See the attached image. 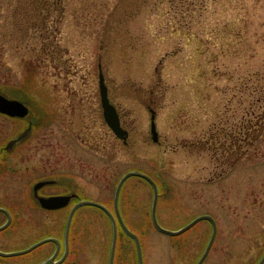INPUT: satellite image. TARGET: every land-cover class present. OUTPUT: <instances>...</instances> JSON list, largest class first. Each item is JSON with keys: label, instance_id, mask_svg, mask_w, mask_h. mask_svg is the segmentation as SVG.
<instances>
[{"label": "rangeland", "instance_id": "rangeland-1", "mask_svg": "<svg viewBox=\"0 0 264 264\" xmlns=\"http://www.w3.org/2000/svg\"><path fill=\"white\" fill-rule=\"evenodd\" d=\"M100 65L126 143L104 118ZM0 93L30 108L23 119L0 113V147L29 120L36 125L0 166V205L15 214L0 231L1 250L28 246L59 218L64 224L67 211L37 204V179L57 177L113 208L121 177L139 170L159 186L163 226L216 216L219 235L204 264H256L264 253V0H0ZM153 195L138 176L120 193L144 263L195 264L211 227L157 230ZM73 237L63 264H109L112 230L100 209L79 208ZM49 248L3 258L36 264ZM113 264H139L126 234Z\"/></svg>", "mask_w": 264, "mask_h": 264}, {"label": "water", "instance_id": "water-1", "mask_svg": "<svg viewBox=\"0 0 264 264\" xmlns=\"http://www.w3.org/2000/svg\"><path fill=\"white\" fill-rule=\"evenodd\" d=\"M99 86H100L101 101H102L105 120L108 123V125L110 126V128L114 131V133L126 143L127 139H128L129 131H128V129H126L122 125L120 113H119L116 105L111 101V99L109 97V89H108V85H107L106 80H105V74L102 71V69H100V73H99ZM29 111H30L29 106L24 101L16 99V98H10V97L6 96L5 94L0 93V112L1 113L7 114L10 116H14V117H25L26 115H28ZM151 111H152V115H151L152 138L154 141H158L159 133L157 130V125H156V120H155L156 111L153 109ZM26 135H27V131L24 132L18 139H21L23 136H26ZM18 139H13V140L9 141L6 145V147L7 148L12 147ZM130 176L143 177L152 185L153 190H154V198H153V203H152L151 215H152L153 224L156 227V229H158L159 231L170 234V235H178V234H181L182 232L188 230L189 228H191L194 224H196L201 219H210L212 221L214 227H213V232H212L211 238H210L209 243L206 246L203 254L201 255L198 262L196 263V264H202L203 261L205 260L206 256L208 255V253L212 247L213 241L215 239V236H216L217 225H216L215 219L209 214H202V215L197 216L193 220H191L189 223H187L185 226L181 227L180 229L174 230V229H169V228L164 227L163 225L160 224L158 217H157V203H158V197H159V189H158V185H157L156 181L150 175L146 174L145 172L138 171V170H130L127 173H125L118 182V185H117V188L115 191V197H114V207H115V212H116L125 232L130 237H132L136 242L139 264H144L143 250H142L140 238H139L137 233L133 232L125 224V222H124V220L120 214V209H119L120 191H121L123 183ZM44 183L45 182H43V181L38 182L36 184L35 188L37 189L39 186L43 185ZM70 198H71V196H60V195L50 196V197H42L41 196V197H39V201H40L41 205L45 208L56 209V208H60V207L67 205L70 201ZM83 205H94V206L100 207L110 216V218L113 222V237H112V243H111V254H110L109 264H113L115 249H116V243H117V237H118L116 219H115V216H114L112 210L109 207H107L105 204L98 202V201H95V200L83 199V200L79 201L78 203H76L73 206V208L71 209L69 219L67 222V235H66L67 249H68V242L67 241H68L69 227L71 224L72 216H73L75 210L78 207L83 206ZM0 210L4 211L8 217L7 221L3 225L0 226V231H1L10 224L11 214L5 208L0 207ZM52 239L53 238H50V237L43 238V239L33 243L29 247L24 248V249H20V250L8 251V252L0 250V254L6 255V256L24 254V253H27V252L33 250L34 248L38 247L39 245H41L45 242H48ZM56 241L59 243L58 240H56ZM62 260H63V258H61L57 262H54L53 258H51V259H47L46 261H44L43 264H59ZM263 263H264V254L261 257V259L257 262V264H263Z\"/></svg>", "mask_w": 264, "mask_h": 264}, {"label": "flooded vegetation", "instance_id": "flooded-vegetation-1", "mask_svg": "<svg viewBox=\"0 0 264 264\" xmlns=\"http://www.w3.org/2000/svg\"><path fill=\"white\" fill-rule=\"evenodd\" d=\"M27 117H28V115L23 117V118H27ZM23 118H21V119H23ZM34 127H36V125L33 122V120H29L27 129H26L27 130V135L24 136L23 138L19 139L16 143L27 139V137L30 135L31 131L34 129ZM12 147H14V145ZM12 147H10V148H6L5 146L4 147H0V166L2 165V162L5 159L6 151L7 150L10 151V149ZM42 181L45 182V183L43 185L39 186L36 189L35 188L36 184L38 182H42ZM58 195H60V196H71L69 203L67 205L63 206V207H60V208L47 209V208L43 207L41 205L40 201H39V197H41V196L42 197H50V196H58ZM33 197L36 200L37 204L44 211H47L49 213H55V212L61 213V212H63L64 214L67 211L64 224L62 223V221H60V218H59L57 220V223H55V224L53 223V224H51L49 226L50 227L49 228L50 231H48V234L43 236V237H41V238H39L38 240H41L43 238H48V237L53 238V239L48 241V242H45V243L41 244L40 246L36 247L35 249H33V250H36V249H39V248H41L43 246H47V245L49 246L50 245V248L48 249L46 255L43 254V258H40L39 261L36 264H43L44 261H46L47 259H51V258H53L54 262H57L61 258H63V260L59 263V264H63V263H65L67 261L68 257L70 256V254L72 252V249H73V239H74V237H73V225H74V222H75L76 213H77V211L79 210L80 207H78L75 210V212H74V214L72 216L71 224H70V227H69V234H68V241H67L68 242V249H67L66 235H67V222H68V219H69V215H70L72 207L76 203L81 201L83 198L80 197V193L75 192V191H69L68 187H65V184H61V182L59 181V179L57 177H47V178L45 177V178L37 179L36 182L33 185ZM0 207L1 208H5V209H7L10 212V214H11V222H10V224H12L14 222V220H15V214L11 210V207H9V206H7V207L6 206H1V205H0ZM112 211H113V214H114L115 219H116L118 233L119 234H124L125 233L124 228H123V226H122V224H121V222H120V220H119V218H118V216H117V214H116V212H115V210L113 208H112ZM0 212L4 213V215L6 216V220H7L6 213L4 211H1V210H0ZM102 212L108 217V219L110 221V224H111V230L113 232V223H112L110 217L104 211H102ZM120 214H121L125 224L131 230H133L132 229L133 227L131 226L129 221L126 219V216H125V214L123 213L122 210L120 211ZM202 214H209L216 221L217 232H216V236H215V239L213 241V244H212V248H213L215 243H216V240L218 238V235H219V222H218V219L216 218V216L213 213H201V214H198V215L192 217L189 221H187L186 223H184L180 227L186 225L192 219H194L195 217H197L199 215H202ZM202 222L207 223V225L211 227V235H212L214 226H213V223H212V221L210 219H201L190 229H193L194 227H196L198 224H200ZM160 223H161V221H160ZM190 229L186 230L185 232H183L180 235H183V234L187 233ZM133 231H135V230H133ZM211 235L209 237V240L211 238ZM38 240H36V241H38ZM56 240H58L59 243ZM209 240H208V242H209ZM36 241L32 242L31 244L35 243ZM31 244H29L28 246H26L24 248L29 247ZM24 248H21V249H24ZM16 250H19V249H16ZM11 251H13V250H11ZM0 256H2L1 259H0V264H9L8 259L7 258H3V257H10V256H6V255H0ZM11 257H15V256H11ZM207 257H206V259H207ZM204 262H203V264H204Z\"/></svg>", "mask_w": 264, "mask_h": 264}]
</instances>
